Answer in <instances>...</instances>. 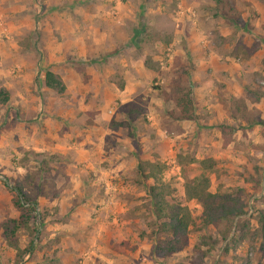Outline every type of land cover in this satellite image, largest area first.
Returning <instances> with one entry per match:
<instances>
[{"label":"crops","instance_id":"0c3cea01","mask_svg":"<svg viewBox=\"0 0 264 264\" xmlns=\"http://www.w3.org/2000/svg\"><path fill=\"white\" fill-rule=\"evenodd\" d=\"M129 1L0 0V11L7 12L10 17L17 19L12 23L16 33L22 31L33 34L32 27H29L31 19L33 18V22L38 17L40 21L44 20L42 33L49 34L45 36L43 45L48 64L45 70L59 76L65 86L63 93L54 92L58 96L57 99L49 102L40 97V100L29 93V85L35 73L33 68H29L25 75L20 77L22 85L18 84L19 89L13 88L11 91L8 86L1 87L8 91V100L3 106L5 105L8 111L7 105L12 104L10 99L17 97L15 105L12 106L17 107V112L22 114V120H16L10 125L0 124V221L6 218L15 219L19 215L10 202L11 192L4 185L5 179H12L19 182L23 191L36 202V209L42 212L41 226L49 241L52 238L58 241L59 244L53 248L58 247L57 250L63 253L65 263L76 260L79 256L83 259L77 261V264H176L184 258L181 254H189L188 251L186 253L182 250L153 258L149 254L150 240L139 238L134 232L135 225L141 221V203L146 201L142 198L144 188L132 179L135 178V173L132 174L131 170L133 171L137 152L134 127L131 121L126 120L127 134H123L118 126L110 128L111 120H115L119 113L114 112L112 115L113 109L109 107L115 99H118L120 104L131 100L140 83L139 77L134 74L135 77L128 78L131 74L127 77L128 70L122 69V77H127L124 81L119 85L108 81L110 71H107V59L111 58L110 55L114 54L115 50L103 45L99 39L95 41L97 45H90L92 50L97 49V53L102 55L100 59H85L81 51L82 45H86L83 43L84 39H75L73 47H67L64 41H57L50 36L74 33V29L75 33L79 31L78 25L73 24L71 28L65 25L66 19L71 23L72 18H94L101 25L107 19L109 8L116 9L118 15L125 19L129 17ZM230 2L239 11L242 22L235 24L230 21L232 27L227 24L223 26L222 16L217 29L221 36H226L231 28L244 34L241 38L246 50L251 46L247 34L250 37H258V30L250 28L249 23L252 24L254 20L256 22L253 24L264 23V3L262 0ZM212 6V1H207L203 11L211 10ZM90 27L83 34L88 33ZM94 30L95 33L104 35V39L105 35L111 33L114 37L123 39V33L113 31L111 27L104 29L96 25ZM197 39L194 37L191 42L188 41L194 66L193 76L187 77L186 82L192 91L194 113L198 115V111L203 110L207 125L198 124L193 120L170 119L168 114L164 113V108L161 109L163 105H149V114L158 110L160 112L148 117L151 120L148 124H143V128L149 129L154 137L143 144L142 149L146 152L152 148L158 157L139 153L138 159L152 162L159 158L165 162H173L181 138L194 139L198 146L195 157L213 158L219 170L225 171L229 177H237L242 182L245 176L243 170L254 176V169L261 170L264 175V167L260 161H257V165H262L261 168H254L249 165L241 151L236 149V144L241 143L239 140L244 138L241 129L247 134V140H250L252 147L260 149L259 144L264 142V136H260V130L264 133V129L260 124L254 123L249 128L244 121H240L238 115L242 108H251L252 105L264 115V40L260 38L255 49H248L245 56L235 59V56L227 55L222 49H213L208 45L202 51L196 45ZM127 45H124V50H130ZM69 49L70 54L81 57L75 63L78 68L70 66L69 61L65 59ZM103 50L107 52L103 53ZM0 52H4V49L0 48ZM123 61L127 62L126 59ZM90 65L92 67L86 68ZM83 71L89 75L87 79H84ZM43 72L40 77H36L38 86L45 90L44 92H51L52 90L43 85ZM79 77L77 90V83L73 87L72 81ZM84 80H87L85 85ZM254 84L263 87L258 99L251 103L246 95ZM85 98H88L87 103ZM241 98L244 101H241ZM36 101L41 108L37 120L34 119L37 109L31 104ZM156 107L160 109L155 110ZM27 115L30 117H24ZM123 117L121 115V118ZM235 120L238 125L233 123ZM161 123L165 125L162 127ZM218 125H228L232 128L231 133L225 135L227 142L224 146ZM163 133L170 138L163 139ZM25 152L27 159H20ZM29 153L38 154L43 158L41 157L40 161L34 160ZM41 167H45L47 173L39 176L36 173H40ZM148 182L149 180L146 183ZM0 241V244L4 245L3 241ZM144 244L147 247H144ZM6 254L9 261L6 258L0 262L11 264L12 253Z\"/></svg>","mask_w":264,"mask_h":264},{"label":"rangeland","instance_id":"374dc122","mask_svg":"<svg viewBox=\"0 0 264 264\" xmlns=\"http://www.w3.org/2000/svg\"><path fill=\"white\" fill-rule=\"evenodd\" d=\"M120 1L124 2V0ZM207 1H212L213 6L211 10L203 11ZM215 1L216 0H145L143 2L142 0H130L127 4V8L130 9L128 11L129 17H126L125 19L118 15L116 9L109 8V10H107V19H105V21L103 19L102 21L104 22L101 25H99L94 18L79 20L72 18L70 19L72 24L66 19L65 25L70 28L73 24L78 25L80 33L79 31L75 33L74 29V33L69 32V34L50 35L57 41L61 40L64 41V43H67V47H73L72 43L75 39H84L83 43L86 44V48L82 45L81 51L83 53L82 56L85 59H93V57L100 59L102 55L97 53V49H95V51L92 50V46L90 45H97L98 43L95 41L99 39L103 45H106V47L109 46L111 49L115 50L114 54L110 55L111 58L107 59V71H110L108 81H113L115 84L119 85L121 81H124L129 76V74H131L132 77L130 76L128 78H133L134 74L139 77L140 83L137 86V91L132 94L131 100L124 102L125 104H120L119 100L115 99L109 108L113 109L112 115L115 113L117 114L118 112L122 117L124 116L121 118V115L117 114L115 120H111L110 123L118 124L120 121L122 122L126 120L133 123L135 134L134 142L137 147V152L135 153V157L133 156L135 162L133 171L131 170V172L132 174L135 173V178L132 179H134L133 181H135L136 184L141 185L143 188L144 185L151 184L152 179H140L137 174V163L151 161L138 159V154L145 153L144 155L147 154V156L151 155L158 157V155L151 150L152 148L149 150L147 149L146 152L142 149L144 148L143 144L148 143V141L154 137L149 129L145 130L143 128V124H148L151 121L148 117L160 112L158 110L157 112L149 114L147 108L149 105H163L161 109L164 108V113H167L170 119L176 118L178 109L173 105L171 100H164L163 94L168 92L170 81L172 77L178 74L179 67L182 69L186 68L184 70L185 74L182 75L183 85L187 86V77L193 76L192 71L194 62L191 60V51L188 48V41L193 40V38L196 37L198 38L196 45L200 47L202 51L205 50V46L207 47L208 45V47H212L213 49H222L221 51H224V53L229 56H235V59H237L238 57L245 56V54L248 53V49H255L256 44H258L257 40L260 38H263L262 41L264 40V23L253 24L256 22L255 20L252 24L249 23V25H251L250 28H256L258 30V37H250L247 34V40L251 42V46L246 48V50L243 48L241 38L244 34L237 33L235 29L231 28L226 36H221L217 26L220 25L219 21L222 16L223 26L225 24L230 26L232 21L235 24H240L242 18L240 17L239 11L230 0H218L220 1L218 4H216ZM262 2L264 3V0H262ZM36 15L39 16L38 14ZM16 20V18L10 17L7 12L3 13L0 11V48L4 49V52H0V87L8 86V89L11 91L13 88L19 89L18 84L22 85V78L20 77H22L23 74L25 75L29 68H33L35 73L32 83L29 85V93L35 95L40 100V97H44L46 101L51 102V100L58 98L57 94L51 90V92H44L45 90H41L36 79V77L42 75L41 73L48 66L43 45L45 36H48L49 34L42 33L41 30V28L45 26L44 20L40 21L38 17L33 22V18L31 19L29 27H32L31 31L33 34H29L30 32L22 33V31L16 33L13 29L14 25L12 24L13 22H16ZM96 25L101 26V28L104 29L105 27H111L113 31H121V34L123 33V39L114 37L112 33L110 35H105L104 39V35L102 36L99 32L98 34L97 32H94ZM88 26H91L89 32L83 34V32L89 29ZM118 35L119 34H116V36ZM126 43L130 50L123 49ZM102 52L106 53L107 50H103ZM67 53V58L65 59L69 61V65L73 68H78L75 63H77V59L79 60L81 57H76L75 54H70V49ZM123 59H126L127 64L124 63ZM145 59L148 61V66H151L152 68H148L144 65L143 61ZM90 67L92 66H86V68ZM81 69H83V67ZM122 69L128 70L129 73L127 77H122ZM83 77L84 79H87L89 75H86L83 71ZM72 79L76 78L72 77ZM79 79L80 77L76 81H72L73 87L76 86L77 83V90L79 89ZM86 82L87 80H84V85ZM260 86V84H254L248 89L246 98L249 102L253 103L258 99L259 92L263 87ZM16 100L17 97H12L10 99L12 104L9 102L8 105L6 104L9 107L8 111L7 108H5V105H0V124L7 123L10 125L16 120H22V114L17 112V107L12 106L15 105ZM241 101H244V99L241 98ZM87 102L88 98H85V103ZM31 104H34L35 109H37L36 116L34 114V119L37 120L39 114H41V108L38 106L37 101L35 103L32 102ZM157 109L160 108L156 107L155 110ZM241 111L242 112L238 113L241 118L240 121H244L245 125L249 128L256 123L257 120H264V115H262L254 105H252L251 108H248V106L242 108ZM24 117L27 118L30 117V115ZM86 118L85 115V119ZM118 119L121 120L119 121ZM193 121H197L198 124L207 125L203 110L198 111V115H196V119ZM233 123L238 125V121L236 120ZM161 125L163 127L165 123H161ZM118 127L123 134H127L128 129L126 127ZM241 130L242 137L244 136V138H240L242 141L239 140L241 143L236 144V149L240 150L242 155L247 158L249 165L254 166V168H261L262 165L264 167V142L259 144L258 147L260 149L252 147L250 140H247V134L243 129ZM260 136L262 138L264 136L262 130H260ZM162 137L163 139H166V137L170 138L165 133L162 134ZM197 148L198 146L194 139L185 140L181 138L180 146L178 152L175 153V156L180 153L195 157ZM169 154L170 152L168 155ZM26 155L25 152L20 156V159H27ZM28 155L37 161H40L42 157L38 154L32 153H29ZM171 159L172 157H170V160ZM257 161H260L262 165L258 166ZM152 162L164 164V168L160 173L161 180L174 188V192L172 193L173 198L179 200L182 204H185L194 218V223L189 232L185 236L179 238V241L176 244L178 252L184 250L186 253L188 251L189 254H181L184 258L178 260L176 264H186L185 262L187 261V258L189 261L193 252L197 250L200 243V236L202 234L209 235L214 241L213 250L205 256L206 264H264V238L260 234L259 223L257 220L259 212L264 210V175H262L261 170L258 171L257 169H254V176L249 174L246 170H243L245 176L241 182L237 177H229L225 171H220L215 164L213 170L208 172L209 190L212 192H234L239 194L244 201L245 214L234 219L219 220L206 227H200L199 216L201 207L194 200L184 199L182 190L183 180L179 173V169L175 164V157L173 162H165V160L162 161L159 160V158ZM195 165L196 164H192L191 167H195ZM39 172L40 173H36V171H34V173L39 176L47 173L45 167H41ZM148 180L149 182L146 183ZM142 196L146 201L141 203L143 207V211L140 215L141 221L135 225L134 229H136V231L134 230V232H136V235L139 238H147L150 240L152 246L154 241H163L170 236L156 230L155 220L151 212L150 199L145 194V191ZM33 216V220L31 221L32 227L35 229L33 238L31 237L32 235L29 236L22 229H18L16 232V239L21 248L27 245L30 237L32 239L29 254L23 256L20 264H77V261L83 259L78 256L76 257V260L65 263L66 258L63 256V253L57 250L58 247L53 248L59 244L58 241L54 238L49 241L44 228L41 226L42 212L37 210V212H34ZM116 219L118 218L116 217ZM139 223L142 224L139 225ZM143 224L145 225V228L142 226ZM144 235L146 237H144ZM0 240L3 241L1 230ZM145 246L146 244H144V247ZM134 247H136V244H134ZM204 248L205 246H201L200 249ZM6 252L12 253L11 264H13V249L5 246V244H0V261H5L6 258L9 261V258L6 257ZM0 264L7 263L0 262Z\"/></svg>","mask_w":264,"mask_h":264},{"label":"trees","instance_id":"16d2710c","mask_svg":"<svg viewBox=\"0 0 264 264\" xmlns=\"http://www.w3.org/2000/svg\"><path fill=\"white\" fill-rule=\"evenodd\" d=\"M216 4L220 1L216 0ZM148 68V61H143ZM187 67V66H186ZM176 76L172 77L170 87L167 93L163 94L164 100H171L178 109L176 118L181 120H195L194 101L191 88L183 85L185 69L179 67ZM43 85L61 94L65 86L59 76L49 70L43 72ZM8 100V91L0 87V105ZM264 128V120L256 121ZM117 126H128L127 121H122L116 125L110 123V128ZM222 135V146L227 142L226 134L232 131V128L226 125H218ZM175 164L183 180L182 190L185 200H194L201 207L199 216L200 227H206L219 220H230L245 214L244 201L239 194L234 192H219L209 190L208 172L215 166V160L211 157L196 159L187 154H176ZM196 164L195 167H191ZM164 168L163 163L158 162H138L137 174L141 180L152 179L151 184L144 185L145 194L151 202V212L155 220L156 230L170 237L163 241H154L150 247L151 257H161L178 250L177 243L179 238L185 236L194 223L189 208L179 200L174 199L172 188L168 183H164L160 178V173ZM4 185L11 192L10 202L19 212L17 218H6L0 221L1 237L5 246L13 249V264H20L25 254H29L31 248V237L35 233L31 221L36 208V202L23 191L20 183L15 180H4ZM259 230L264 238V210L259 212L258 216ZM18 229L24 230L30 237L27 245L21 248L16 239ZM205 246L204 249H200ZM214 241L209 235H201L197 250L193 252L187 264H206L205 256L213 250Z\"/></svg>","mask_w":264,"mask_h":264},{"label":"built area","instance_id":"2783aa9c","mask_svg":"<svg viewBox=\"0 0 264 264\" xmlns=\"http://www.w3.org/2000/svg\"><path fill=\"white\" fill-rule=\"evenodd\" d=\"M35 211L37 212V209H35Z\"/></svg>","mask_w":264,"mask_h":264}]
</instances>
